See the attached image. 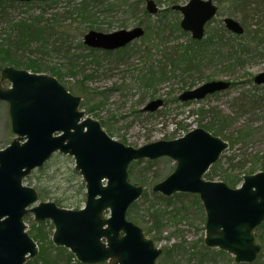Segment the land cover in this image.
<instances>
[{"label":"water","instance_id":"water-1","mask_svg":"<svg viewBox=\"0 0 264 264\" xmlns=\"http://www.w3.org/2000/svg\"><path fill=\"white\" fill-rule=\"evenodd\" d=\"M145 9L152 16L158 11L154 0H145ZM171 9L181 14L180 28L192 39L201 40L217 6L212 0H188ZM223 22L235 35L244 32L231 17ZM143 33L140 26L110 33L89 30L83 44L112 51ZM253 81L263 84L264 72ZM229 87V81H206L183 91L178 100H201ZM0 100L7 103L14 135L0 149V264H25L38 255V246L23 221L27 214H32L36 223L50 221L52 244L68 249L80 263L156 264L162 248L128 220L126 212L143 191L142 186L128 181L129 164L160 157L173 160L175 168L151 191L167 197L197 194L205 213L203 244L231 254L237 264L256 259L261 245L256 243L253 229L264 221V171L244 175L234 188L205 179L204 174L228 148L218 136L195 127L174 139L125 145L108 135L98 120L79 111L81 97L69 92L56 77L8 65L0 70ZM162 105V99H152L143 110L152 113ZM55 153L72 157L73 169L82 179L85 200L79 209L39 200L37 190L24 184V179Z\"/></svg>","mask_w":264,"mask_h":264},{"label":"rangeland","instance_id":"rangeland-1","mask_svg":"<svg viewBox=\"0 0 264 264\" xmlns=\"http://www.w3.org/2000/svg\"><path fill=\"white\" fill-rule=\"evenodd\" d=\"M101 1L103 6L107 3H114L115 6L106 10L99 7L92 21L76 22L75 34L67 42L70 46L68 54L53 52L44 58L51 66L64 63L71 55L78 58L77 61L82 65L83 72L71 76L65 75L67 71L62 69L63 76L58 81L73 95L81 97L79 108L84 111L85 116L98 120L112 138L125 145L137 147L155 140H170L180 136L185 130L202 127L210 121L212 114L209 110L214 108L231 118L229 127L223 129L221 134H214L226 141L228 148L209 168L204 178L226 183L227 175L240 174L241 170L237 168L229 169L228 158L233 155L236 159L246 160L244 168L250 166L251 160L258 158L255 170L264 171V83L256 85L253 81L255 75L264 72V0H246L241 6L233 5L231 0H212L218 10L214 18L205 25V31L215 29L222 36L223 42L232 47L231 57L212 62H208V58L204 57L202 67L198 71L190 72H184L180 67H173L163 55L165 47H181L187 43L186 35L174 31L164 33L166 39H169L165 44L158 38L153 41L139 38L120 52L107 53L97 50L91 53L83 44V36L89 30L110 33L119 29H131L137 25L146 29L148 25L157 24L161 17L160 12L164 8L183 5L188 0H154L158 11L156 15L149 17L143 13L145 0L143 2L141 0ZM122 1L125 6H122ZM126 4H134L135 10L130 11ZM38 11L39 9L34 6L13 1L0 8V16L17 19L32 16ZM164 16L169 26L176 18L178 21L181 19L179 13H166ZM226 17L238 21L244 28V33L234 35L228 31L223 23ZM4 29L2 22L0 31ZM152 36L153 33H150L149 37ZM27 53L30 56L38 55L35 45L29 47ZM151 65L155 68L163 67L168 78L156 81L154 85L147 84L144 72ZM40 73L55 76L48 71ZM83 74L92 76L86 83L89 89L104 92V95H93L89 92L84 98L76 86V82ZM210 80H225L231 82V85L227 90L206 96L202 100L180 102L177 99L181 92ZM2 84L7 85L6 82ZM156 98L163 100V105L159 109L152 113L142 110L150 100ZM95 104L100 106L92 111L87 109L89 105ZM202 109L208 112L203 117L197 113ZM239 131L243 134L242 139L236 142L230 141L238 136ZM12 138L7 104L0 101V149ZM136 163L138 164L132 168L131 173L129 165L128 181L142 186L143 192L147 193L143 196L142 192L140 198L135 201L138 215L143 221L129 220L144 230L146 226L144 221L148 220L146 224L150 225L153 218L159 216L161 230L152 229L146 235L154 240L157 247L172 251L173 257L179 264H236L231 254L221 250L222 253H218V249L208 248L203 244L205 213L196 194L181 193L184 196H176L178 194L176 193L167 201L159 197V193L151 191L153 184L163 180L174 170L175 162L163 157L154 161L140 160ZM73 165L72 157L56 153L43 170L35 169L24 183L47 191L48 199L40 197L41 200L55 202L59 199L63 202L64 208H70L68 205L81 207L85 200V189ZM239 184L240 182L237 186ZM150 206L153 210H158L157 215L150 216L151 212H147V209L152 211ZM24 220L28 229L31 228L32 223L36 224L32 214H28ZM50 225L52 226L51 222L47 221L44 228L48 233L52 231ZM254 235L256 243L261 245V251L251 264L256 262L264 264V224L254 229ZM257 235L262 239H256ZM203 246L210 251H205L206 257L201 259ZM155 263L169 264V260L161 253Z\"/></svg>","mask_w":264,"mask_h":264},{"label":"trees","instance_id":"trees-1","mask_svg":"<svg viewBox=\"0 0 264 264\" xmlns=\"http://www.w3.org/2000/svg\"><path fill=\"white\" fill-rule=\"evenodd\" d=\"M101 1V0H100ZM99 0H47L45 2H18L26 6H34L39 9V11L32 15L26 17H19L17 19H9V16H0V23L3 22L5 29L0 31V67L4 65H12L15 68H25L32 72H44L48 71L51 74H54L58 80H61L63 76L62 69H66L65 75L74 76L79 72H83V67L80 65L77 57H67V60L64 63H59L58 66L48 65V62L44 59L48 54L66 52L69 53L70 46L67 45V42L71 40L73 35L75 34L76 22H81L85 20L92 21L93 16L98 12L99 7L101 9H113L115 6L114 3H107L103 6V2ZM246 0H231L232 4L235 6H241ZM10 0H0V8L5 7L12 3ZM105 2V1H104ZM143 2V0H141ZM122 6L123 1L121 2ZM134 4H126V7L131 11L135 10L133 8ZM99 10L100 12L102 10ZM144 15L149 17L147 12L143 11ZM166 13L178 14L177 11L171 9V6L164 8L160 14L161 17L158 20L157 24L153 26H147L144 29V35L141 38L147 39L148 41H153L156 38L159 41L167 43L169 39L164 35L166 31L175 32L181 35L187 36V43L180 46L165 47L163 50V55L167 59V61L173 67H180L184 72L190 71H198L202 67V63L204 61V57L208 58V62H212L213 60L225 59L228 56L231 57L232 47L228 46L227 43L223 42L222 36H220L217 31L209 30L205 31V37L202 40H193L189 34L179 27V21L176 18L170 26L166 21V17L164 16ZM153 33L154 36L149 37V34ZM178 34V35H179ZM83 35V34H82ZM172 35V34H170ZM160 43V42H159ZM35 45L36 52L38 55L30 56L27 53V49ZM82 46V44H80ZM130 44L121 48L119 50H115L114 52H120L125 50ZM88 48V47H87ZM171 48V49H170ZM148 49V48H147ZM89 52L93 53L97 51L93 48H88ZM150 50V48L148 49ZM107 53L112 51H105ZM66 54V55H67ZM144 76L147 84L154 85L156 81H162L168 78L167 72L163 67H154L150 66L145 70ZM143 76V77H144ZM92 78L90 75H85L81 77V79L76 82V86L84 96L90 92L93 95H104V92H96L86 85L87 80ZM100 103V102H99ZM100 104L89 105L87 109L91 110L97 108ZM211 112L212 117L207 124H204L202 127L214 134H221L223 129L229 127L231 125V118L227 115L221 114L218 110L211 108L209 110ZM201 117H203L208 112L206 110H198ZM187 131V130H185ZM235 139H231L230 141L236 142L242 139V132ZM229 169H238L241 170L240 174L227 175L225 180L228 186L235 187L245 174H251L255 172V167L258 163V158L255 160H251V164L249 167L244 168L246 165V160L236 159V156L233 155L228 158ZM138 164L133 162L130 164V173L132 168ZM45 165L38 170H43ZM264 168V165H263ZM39 193V196L42 199H48L49 194L47 191H43L41 188L35 187ZM147 192H143V196H146ZM176 196H184V194L178 193ZM195 196V195H194ZM159 197L170 200V197H163L159 195ZM198 202V199L196 198ZM55 203L58 206H62L63 202L57 199ZM65 204V203H64ZM68 207L77 209L80 206H70ZM150 211L147 209V212L150 216L157 215L158 210H153L152 206H150ZM154 211V212H153ZM127 219L133 220L135 222H142L143 219L140 218L137 211V203L134 202L126 212ZM144 221V232L149 233L152 231H160L159 224V216H155L150 225ZM47 221L42 222L40 224H31V228L28 229V233L30 236L38 242L39 252L38 255L32 259L27 261L25 264H84L77 262L74 256L63 247H55L52 245L50 240V234L44 230ZM264 222L259 225V228L262 227ZM51 230L52 226L50 225ZM262 237L257 235L256 239ZM264 245V244H263ZM204 249L203 253L200 254L201 259L206 257L205 251H210L206 247H202ZM218 253H222L221 251H217ZM162 254L167 256L169 260V264H179L178 260H176L173 256V252L168 248H164ZM253 264H257L253 263Z\"/></svg>","mask_w":264,"mask_h":264},{"label":"flooded vegetation","instance_id":"flooded-vegetation-1","mask_svg":"<svg viewBox=\"0 0 264 264\" xmlns=\"http://www.w3.org/2000/svg\"><path fill=\"white\" fill-rule=\"evenodd\" d=\"M216 6H217V5H216ZM216 13H217V12H216ZM215 15H216V14H215ZM179 21H180V20H179ZM223 23H224V22H223ZM137 26H139V25H137ZM224 26H225V25H224ZM134 27H136V26H134ZM228 31H229V30H228ZM189 35H190V33H189ZM133 42H134V41H132L131 43H133ZM131 43H130V44H131ZM127 45H128V44H127ZM127 45H126V46H127ZM124 47H125V46H124Z\"/></svg>","mask_w":264,"mask_h":264}]
</instances>
